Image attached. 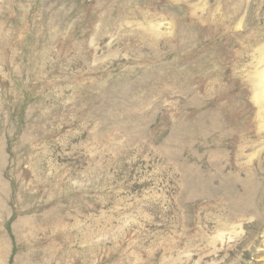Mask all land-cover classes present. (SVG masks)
Here are the masks:
<instances>
[{"label": "rangeland", "instance_id": "obj_1", "mask_svg": "<svg viewBox=\"0 0 264 264\" xmlns=\"http://www.w3.org/2000/svg\"><path fill=\"white\" fill-rule=\"evenodd\" d=\"M264 0H0V264H264Z\"/></svg>", "mask_w": 264, "mask_h": 264}, {"label": "bare ground", "instance_id": "obj_2", "mask_svg": "<svg viewBox=\"0 0 264 264\" xmlns=\"http://www.w3.org/2000/svg\"><path fill=\"white\" fill-rule=\"evenodd\" d=\"M260 85L262 86V88L264 89V75H262V77H260ZM264 92V91H263Z\"/></svg>", "mask_w": 264, "mask_h": 264}]
</instances>
